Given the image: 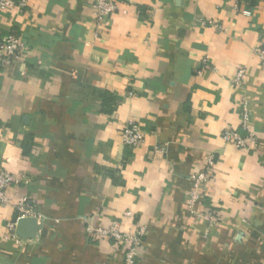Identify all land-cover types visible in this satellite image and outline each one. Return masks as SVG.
<instances>
[{
  "label": "crops",
  "instance_id": "0c3cea01",
  "mask_svg": "<svg viewBox=\"0 0 264 264\" xmlns=\"http://www.w3.org/2000/svg\"><path fill=\"white\" fill-rule=\"evenodd\" d=\"M13 1L0 38L24 52L0 63V169L26 176L12 198L38 231L16 241L0 207V264H124L128 244L86 231L115 224L145 233L137 264H264V0H122L104 25L96 0ZM244 107L239 150L224 135L249 136Z\"/></svg>",
  "mask_w": 264,
  "mask_h": 264
},
{
  "label": "built area",
  "instance_id": "2783aa9c",
  "mask_svg": "<svg viewBox=\"0 0 264 264\" xmlns=\"http://www.w3.org/2000/svg\"><path fill=\"white\" fill-rule=\"evenodd\" d=\"M122 0H96L94 4V10L99 24L104 23L112 15L119 11V5ZM24 8L25 4L21 2L16 4L13 0H0V12L6 10H13L15 8ZM24 52V43L16 35H9L6 38H0V63L9 64L13 59L17 58ZM257 53L260 57L261 63L264 66V45L258 48ZM244 70H240L236 83L240 84L241 79L244 75ZM242 129L249 132V136L244 138L237 131H228L224 135V139L228 144L233 145L236 149L246 150L249 148V144L254 142V138L250 133V114L246 107L242 115ZM121 141L125 147L136 149L141 147L145 141V135L143 132L134 124L123 129L121 132ZM214 167V159L211 157L208 161L206 172L192 176L191 180L194 185L193 192L190 197L189 205H195L199 200V191L203 183L207 181L208 172ZM29 182L26 176L12 175L5 170L0 169V207L13 206L17 218L14 222L9 223L8 229L10 235L16 241H20L16 234L17 222L24 218H33L34 208L30 200L26 197L21 198L17 204L14 203L11 191L13 188L19 186H28ZM215 220V219H214ZM212 220V221H214ZM87 233L98 240H115L118 244H128L126 250L124 264H137V260L140 256V250L143 244V237L145 233L143 231L136 235H129L121 233L118 225H112L108 229L104 228H87Z\"/></svg>",
  "mask_w": 264,
  "mask_h": 264
},
{
  "label": "water",
  "instance_id": "95a60500",
  "mask_svg": "<svg viewBox=\"0 0 264 264\" xmlns=\"http://www.w3.org/2000/svg\"><path fill=\"white\" fill-rule=\"evenodd\" d=\"M38 231V220L36 218H24L17 222L16 234L22 240H33Z\"/></svg>",
  "mask_w": 264,
  "mask_h": 264
},
{
  "label": "trees",
  "instance_id": "16d2710c",
  "mask_svg": "<svg viewBox=\"0 0 264 264\" xmlns=\"http://www.w3.org/2000/svg\"><path fill=\"white\" fill-rule=\"evenodd\" d=\"M104 98H105L106 103L107 102L110 103V101L114 99V97L111 94H109V93H106L104 95Z\"/></svg>",
  "mask_w": 264,
  "mask_h": 264
}]
</instances>
